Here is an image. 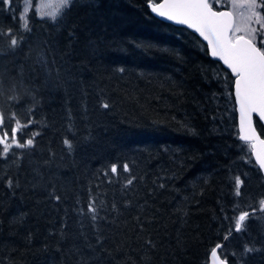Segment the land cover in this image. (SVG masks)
<instances>
[{"label":"trees","instance_id":"16d2710c","mask_svg":"<svg viewBox=\"0 0 264 264\" xmlns=\"http://www.w3.org/2000/svg\"><path fill=\"white\" fill-rule=\"evenodd\" d=\"M22 7L14 3L15 18L0 9V112L9 130L13 112L33 118L23 138L40 135L22 159H0V264H208L234 228L225 216L234 215L237 176L241 210L257 211L225 251L264 249V178L238 138L233 78L200 39L155 18L147 0H72L55 23L30 10L31 31ZM112 164L120 175L109 183ZM90 190L107 217L99 232L77 212ZM246 264H264V250Z\"/></svg>","mask_w":264,"mask_h":264},{"label":"snow or ice","instance_id":"6c2138e0","mask_svg":"<svg viewBox=\"0 0 264 264\" xmlns=\"http://www.w3.org/2000/svg\"><path fill=\"white\" fill-rule=\"evenodd\" d=\"M17 0H0V9L7 8L13 11L15 18L16 9L13 8ZM233 10L214 9L209 0H147V6L151 12L162 18L163 20L172 22L176 25L186 26L192 30L206 42L208 54L222 62V64L231 72L234 78V94L235 103L239 105L240 112V135L241 141H258L261 146H264V140H260L257 136L256 129L253 128L252 114L259 113V118L264 121V47H258L256 37L264 32V18L257 9L264 8V0H231ZM72 0H57V3L45 2V0H23V10L20 12L19 20L24 21L25 31H31L26 27L30 10L40 19L50 18L54 23L63 17L65 10L71 5ZM220 3V0H217ZM246 9L242 12L239 9ZM46 9H51L46 11ZM253 22L259 27H254ZM13 30L9 28L7 35L11 38V45L16 47L18 43L17 37L12 34ZM264 45V39L259 41ZM43 67H48L47 62ZM123 71V69H121ZM36 76H29V80L33 83L38 79ZM45 86H48L45 80ZM17 85L13 83L11 91L15 92ZM3 92L2 83H0V93ZM15 99V96L9 97ZM103 108L107 109L109 104L102 103ZM31 116L34 117V110H29ZM10 119L14 121V125L10 130L6 124L5 115L0 112V159L7 160L10 156H15L16 160L23 158V150L35 146V138L40 135L38 131L32 132L28 138H23L26 134L25 129L31 128L35 122L33 118L21 121L15 112L12 113ZM64 144L71 149L72 145L68 139H65ZM253 149H256V143L251 144ZM13 149H19L20 152H13ZM261 172H264V156L260 152L254 153ZM119 166L112 164L110 171H105L104 176L109 183L112 182V177H119ZM128 164L123 165V172L130 173ZM134 177L128 178L124 184L127 189L133 184ZM243 181L239 176L235 178L234 195L238 198L233 207V217L225 216L226 220H234V228H230L223 237L224 242H217L212 247L209 259L211 264H229V255L238 257L237 264H246L250 254L260 252L264 249L245 243L242 252L233 251L227 253L226 243L229 241L233 233H242L247 231L246 220L255 216L257 209L248 205L247 208L241 210L239 198L242 196L241 186ZM7 187H13L11 178L7 181ZM55 200L59 202L60 197L55 196ZM100 201V205H103ZM130 202H125V207L129 206ZM113 212H118L119 209L114 202L111 205ZM259 211L264 212V197L259 199ZM78 215L87 217L91 221L94 230L99 232L98 221L106 220L107 217L101 215V207L97 204V198L91 190L89 191V200L86 210L84 208L77 209ZM83 228L84 222L80 221ZM62 227H66V224ZM83 234V233H82ZM102 236L97 235V243H100ZM149 243H151L149 241ZM86 264V262H82Z\"/></svg>","mask_w":264,"mask_h":264},{"label":"water","instance_id":"95a60500","mask_svg":"<svg viewBox=\"0 0 264 264\" xmlns=\"http://www.w3.org/2000/svg\"><path fill=\"white\" fill-rule=\"evenodd\" d=\"M149 9V8H148ZM149 11H150V13L155 17V18H157L158 20H160V21H162V22H165V23H168V24H171V25H173V26H176V27H183V28H186L187 29V27L186 26H183V25H176V24H174V23H172V22H169V21H166V20H163L162 18H160V17H157V16H155L152 12H151V10L149 9ZM221 11H223V10H221ZM188 30H190V29H188ZM191 32H193L192 30H190ZM195 35H197L198 36V34H196L195 32H193ZM198 38L203 42V43H205L206 44V42L205 41H203L199 36H198ZM206 46H207V44H206ZM211 57V56H210ZM212 59H214V60H216V61H218L221 65H222V67L224 68V69H226L230 74H231V72L222 64V62H220L219 60H217V59H215V58H213V57H211ZM232 75V74H231ZM234 87V86H233ZM234 100H235V94H234ZM235 105H236V113H237V122H238V133H239V135H240V131H239V128H240V112H239V105H237L236 103H235ZM254 117H256L260 122H261V124L262 125H264V121H261L260 120V118H259V113L257 112V113H253L252 114V121H253V128L254 129H256L255 128V126H254ZM256 133H257V136L259 137V139L260 140H264V139H262L260 136H259V134H258V132L256 131ZM243 142H246V143H250V147H251V156H252V158H253V161H254V163H255V165L258 167V169H259V166H258V163H257V160H256V156H255V152H260L261 153V155L262 156H264V146H261L260 144H259V142L258 141H243ZM253 142H255L256 143V149H253L252 148V146H251V144L253 143ZM260 170V169H259ZM260 172H261V170H260ZM261 174H262V176H263V178H264V172H261ZM210 255V254H209ZM208 264H211V261H210V259L208 258Z\"/></svg>","mask_w":264,"mask_h":264},{"label":"rangeland","instance_id":"374dc122","mask_svg":"<svg viewBox=\"0 0 264 264\" xmlns=\"http://www.w3.org/2000/svg\"><path fill=\"white\" fill-rule=\"evenodd\" d=\"M215 3H216V7L219 8L220 10H229V11H232L233 10V5H232V2L231 0H220V3L218 4L217 3V0H214ZM39 2V0H37V3ZM45 2H51V3H57V0H45ZM259 2V0H258ZM24 7V5H23ZM23 7H22V10H23ZM51 9H46V11H49ZM240 11L242 12H246V9H239ZM257 11H259L261 13V16L262 18H264V8H261V9H257ZM38 16V15H37ZM45 19H48L50 21H52L50 18H45ZM24 22V21H22ZM254 27H259V25H256L255 22H253V25ZM261 39H264V32H261L257 37H256V42L259 43V41ZM264 47V45H262Z\"/></svg>","mask_w":264,"mask_h":264}]
</instances>
